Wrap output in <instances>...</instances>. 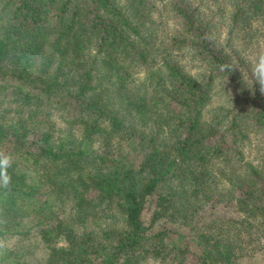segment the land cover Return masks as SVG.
Returning <instances> with one entry per match:
<instances>
[{
  "label": "trees",
  "instance_id": "obj_1",
  "mask_svg": "<svg viewBox=\"0 0 264 264\" xmlns=\"http://www.w3.org/2000/svg\"><path fill=\"white\" fill-rule=\"evenodd\" d=\"M224 3L264 27V0ZM202 10L0 0V264H264V93L220 71Z\"/></svg>",
  "mask_w": 264,
  "mask_h": 264
},
{
  "label": "clouds",
  "instance_id": "obj_2",
  "mask_svg": "<svg viewBox=\"0 0 264 264\" xmlns=\"http://www.w3.org/2000/svg\"><path fill=\"white\" fill-rule=\"evenodd\" d=\"M203 11V22L208 25L204 39L226 57L219 65L220 71L230 73L239 70L244 84L250 89L254 84L264 93V27L252 25L251 29L237 28L229 17H214L216 7L209 3ZM10 152L0 148V202L11 189L12 176L9 169L13 166ZM6 220L0 210V225ZM8 247L0 239V255Z\"/></svg>",
  "mask_w": 264,
  "mask_h": 264
},
{
  "label": "rangeland",
  "instance_id": "obj_3",
  "mask_svg": "<svg viewBox=\"0 0 264 264\" xmlns=\"http://www.w3.org/2000/svg\"><path fill=\"white\" fill-rule=\"evenodd\" d=\"M195 1H198L199 5L202 9H205L209 3L213 4L216 7V12L214 13V17H213L214 19L216 17H219L221 19L226 17V9H227L226 7L227 6H226V3H224V0H195ZM158 10L160 11L161 23L157 27V32L159 33L160 36L164 37V35L167 34L168 31L170 30V28L172 27V21L168 19V14H166L163 7H160V9H158ZM214 99H216V98H214ZM56 243L59 246H63L65 244L64 240L60 236L56 238ZM12 244H14V243H12ZM12 244H10V245H12ZM37 253L38 254L41 253L40 247L37 248ZM40 257H41V254H40ZM28 263H30V264L31 263H33V264L38 263L39 264L40 262H38L37 259H34L33 261H28ZM24 264H27V263L25 262Z\"/></svg>",
  "mask_w": 264,
  "mask_h": 264
}]
</instances>
